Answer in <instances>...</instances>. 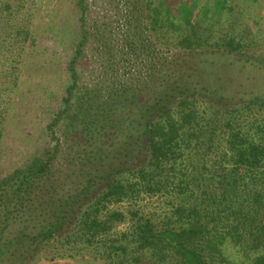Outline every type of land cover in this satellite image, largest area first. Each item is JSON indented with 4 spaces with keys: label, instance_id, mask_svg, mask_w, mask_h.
Masks as SVG:
<instances>
[{
    "label": "trees",
    "instance_id": "trees-1",
    "mask_svg": "<svg viewBox=\"0 0 264 264\" xmlns=\"http://www.w3.org/2000/svg\"><path fill=\"white\" fill-rule=\"evenodd\" d=\"M263 1L129 0L128 19L142 15L166 52L184 54L154 74L162 90L128 100L125 139H71L68 149L44 150L0 178V264H37L51 241L67 247L53 259L87 251L97 264H264V89L256 98L241 80L245 68L261 70L264 80L262 55L230 64L249 93L234 88L240 104L223 102L225 62L261 37L263 20L250 10ZM84 3L78 0L85 22ZM21 15L9 1L2 5L0 53L15 39L17 52L34 39L27 25L10 26ZM90 35L83 30L67 62L70 82L46 128L52 136L64 122L79 126L80 137L103 138L107 116L100 115L111 111L77 90L76 65ZM3 62L14 73L17 61ZM3 135L0 128V144ZM153 198L157 205L145 203ZM122 204L125 211L113 209ZM121 223L126 228L116 232Z\"/></svg>",
    "mask_w": 264,
    "mask_h": 264
},
{
    "label": "rangeland",
    "instance_id": "rangeland-1",
    "mask_svg": "<svg viewBox=\"0 0 264 264\" xmlns=\"http://www.w3.org/2000/svg\"><path fill=\"white\" fill-rule=\"evenodd\" d=\"M8 1L13 8L18 6L23 12V15L10 21V26L14 28L18 23L27 25L34 39L22 43L21 52H17L18 39H15L4 55L0 53V128L4 134L0 144V178L44 150L51 151L58 146L63 151L68 149L66 144L71 139L79 142L83 138L89 144H106L107 139L116 144L125 139L127 133L122 129L128 119V100L131 104L137 101L141 103L145 100L146 92L162 90L163 83L156 80L154 74L174 57L179 58L184 54L174 49L166 52L158 35L145 28L142 15H139L138 21L128 19L129 0H84L87 8L85 22L81 20L78 0H0V9ZM262 5V8L255 6L253 12L250 10L251 16L256 13V18L263 20L261 37L246 41L248 49L234 53L235 57H228L225 62L228 74L223 86L228 90V99L223 102L233 103L226 107L240 104L239 98L234 97L239 91L234 88L247 94L249 89L243 86H248L258 93L256 98H260V90L264 89V80L259 73L261 70L242 69L244 85L240 87L235 80L238 74L234 73L235 70L231 72L230 65L235 63V59L240 61L236 63L237 66H247L245 59L260 55L264 58V1ZM239 22L245 23L240 19ZM84 29L89 30L91 35L81 47L82 53L78 57L77 90L82 91L85 100L94 108L105 104L103 107L106 111H111L107 112L109 116L104 113L100 115L107 116L103 121L106 125L101 128V140L93 136L80 137V128L74 124L60 123L53 136L46 129L54 111L62 103L65 88L70 82L66 65L74 57ZM3 57L17 61L14 73H10ZM138 89L144 91L139 93L137 100L133 95ZM216 101L213 100L215 106ZM90 119L94 122L89 126L100 129L95 123L96 118L87 117V120ZM76 149L73 147L71 152ZM147 202L157 205L159 200L153 198ZM125 207L122 204L113 209L125 211ZM125 228V223H121L115 227V231ZM63 248L65 250L67 247L52 241L48 246H41L39 256L35 257V260H39L37 264H97L87 251L84 255L53 259V254Z\"/></svg>",
    "mask_w": 264,
    "mask_h": 264
}]
</instances>
